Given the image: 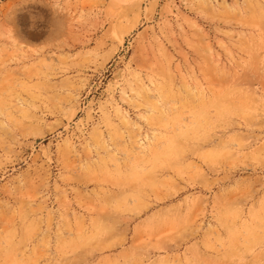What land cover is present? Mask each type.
<instances>
[{
  "label": "rangeland",
  "instance_id": "1",
  "mask_svg": "<svg viewBox=\"0 0 264 264\" xmlns=\"http://www.w3.org/2000/svg\"><path fill=\"white\" fill-rule=\"evenodd\" d=\"M0 264H264V0H0Z\"/></svg>",
  "mask_w": 264,
  "mask_h": 264
}]
</instances>
